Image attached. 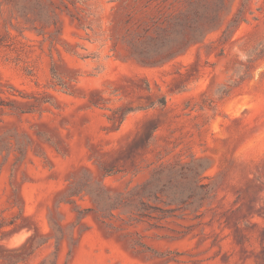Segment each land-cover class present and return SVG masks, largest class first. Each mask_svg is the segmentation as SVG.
Instances as JSON below:
<instances>
[{
	"label": "rangeland",
	"instance_id": "obj_1",
	"mask_svg": "<svg viewBox=\"0 0 264 264\" xmlns=\"http://www.w3.org/2000/svg\"><path fill=\"white\" fill-rule=\"evenodd\" d=\"M0 264H264V0H0Z\"/></svg>",
	"mask_w": 264,
	"mask_h": 264
}]
</instances>
